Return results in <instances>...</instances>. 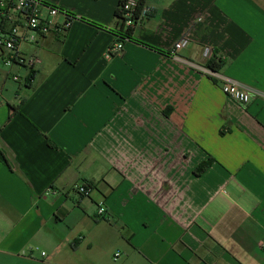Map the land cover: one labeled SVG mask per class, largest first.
<instances>
[{"label": "crops", "instance_id": "crops-1", "mask_svg": "<svg viewBox=\"0 0 264 264\" xmlns=\"http://www.w3.org/2000/svg\"><path fill=\"white\" fill-rule=\"evenodd\" d=\"M42 1L38 64H0V264H264V100L199 69L209 47L264 94V0H145L132 37L159 51L120 52L119 0Z\"/></svg>", "mask_w": 264, "mask_h": 264}, {"label": "built area", "instance_id": "built-area-1", "mask_svg": "<svg viewBox=\"0 0 264 264\" xmlns=\"http://www.w3.org/2000/svg\"><path fill=\"white\" fill-rule=\"evenodd\" d=\"M137 6L136 0H126L123 10L126 12L125 27L133 28L139 24L149 13V10L144 6L136 19H133V12ZM60 10L46 4L42 0H0V22H9L8 29H0V61L6 66L20 65L32 69L39 60L36 57L25 58L19 54V45L23 42L33 43L36 38H41L48 35L54 28V18L59 14ZM186 43L185 38L176 41L172 46V52L178 51ZM111 51L120 52L122 50L121 43H114ZM109 50V51H110ZM212 53L211 48L204 47L201 55L203 58H210ZM177 58V57H176ZM187 64V62H185ZM189 65V64H188ZM191 67L194 65L190 64ZM195 68H199L195 66ZM201 72L210 78H214L220 82L221 92L238 104H246L250 100L252 94L264 100V94L254 91L251 88L230 78L219 75L217 72H212L208 67H200ZM16 81L17 78L13 77ZM75 192L80 195L87 196L89 189L84 184H79L74 187ZM98 214L104 212L102 205H98ZM42 255H44L42 253ZM118 256V254H115Z\"/></svg>", "mask_w": 264, "mask_h": 264}, {"label": "trees", "instance_id": "trees-1", "mask_svg": "<svg viewBox=\"0 0 264 264\" xmlns=\"http://www.w3.org/2000/svg\"><path fill=\"white\" fill-rule=\"evenodd\" d=\"M126 0H119L118 1V4H117V7L114 11V15H113V18H114V25H115V28H114V31H115V43H124L125 41H135L136 43L140 44V45H143L145 47H148L150 49H154V50H157L159 51L158 49L154 48L153 46L149 45V44H146V43H143V42H140V41H137V40H134L133 37H132V34H133V30L132 28L130 27H125V11L123 10V6L125 4ZM137 2V6L133 12V19H136L138 18L139 16V12L140 10L144 7L145 5V0H136ZM224 65V60L220 57H218L216 55V53H214L212 51V56L211 58L208 60L207 62V67L212 71V72H219L220 69L223 67ZM11 109V114H14L15 113V109L13 108H10ZM222 134V132H221ZM210 165V161L207 160L203 163H201L196 169L195 171L193 172V174L195 176H199L201 175Z\"/></svg>", "mask_w": 264, "mask_h": 264}, {"label": "rangeland", "instance_id": "rangeland-1", "mask_svg": "<svg viewBox=\"0 0 264 264\" xmlns=\"http://www.w3.org/2000/svg\"><path fill=\"white\" fill-rule=\"evenodd\" d=\"M0 64H2L1 61H0ZM25 68H26V67H25ZM14 76L18 79V82H22V81H23V76H20V75H11L9 78L12 80V78H13ZM11 80L9 81V83L15 85V83H13V80H12V81H11Z\"/></svg>", "mask_w": 264, "mask_h": 264}]
</instances>
